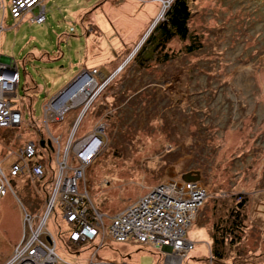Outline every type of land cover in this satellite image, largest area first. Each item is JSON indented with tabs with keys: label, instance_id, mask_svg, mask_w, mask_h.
I'll return each instance as SVG.
<instances>
[{
	"label": "rangeland",
	"instance_id": "rangeland-1",
	"mask_svg": "<svg viewBox=\"0 0 264 264\" xmlns=\"http://www.w3.org/2000/svg\"><path fill=\"white\" fill-rule=\"evenodd\" d=\"M11 1L2 0L0 23V73L10 84L0 83V90L19 118L0 130L4 168L28 143L53 152L55 139L62 148L85 136L96 140L80 207L94 205L107 217L152 187L198 170L205 196L186 227L192 248L165 263L264 264V0H188L187 28L199 48L188 52L189 38L172 37L162 53L173 56L163 62L153 60L156 53L145 60V41L173 0H43L45 19L36 7L15 17ZM87 77L94 83L76 89ZM61 103L65 110L56 107ZM15 181L0 200V264L17 245L22 261L39 229L63 264H163L160 258L170 257L150 244L112 241L104 229L70 253L61 241L70 238L69 225L56 202L58 216L54 207L47 211V196H35V180ZM238 195L247 201L243 232L232 244L228 237L222 258L213 260L212 224L228 216Z\"/></svg>",
	"mask_w": 264,
	"mask_h": 264
},
{
	"label": "built area",
	"instance_id": "built-area-1",
	"mask_svg": "<svg viewBox=\"0 0 264 264\" xmlns=\"http://www.w3.org/2000/svg\"><path fill=\"white\" fill-rule=\"evenodd\" d=\"M3 7V2L0 0V23L6 17ZM33 7L38 8V10L42 9L43 16L41 19H45L43 0H12L10 3V10L14 11L13 15L15 17L26 9L31 11ZM35 17L32 18V14H29V20L34 21ZM3 68H5V65ZM0 83L7 86V84H10V80L0 73ZM6 94V89H4V92L0 90V130L17 126L15 122L19 118V113L11 110L9 101L3 99ZM65 109L66 107L63 110ZM49 139L54 138L49 136ZM54 142L56 145L52 153L56 167L52 169V176L49 179L50 188L46 198V209L48 211L49 208L52 210L54 207L55 210L54 203L56 202V205L61 209L63 220L69 225L70 239L81 242L80 245L82 243L87 244L98 239L101 229H104V234L109 233L113 238L112 241L150 244L159 253H166L167 256H170H164L167 260L185 255L192 248L191 241L185 237L186 227L194 217L195 207L201 203L205 196L204 189L197 183L198 181L190 183L182 181L180 177H175L168 183L162 182L135 199L131 205L107 217V214L99 213L94 205L80 207L87 203L82 193L85 190L80 187L85 174L84 167L86 168L93 157V152L95 153L99 143L96 140H90L86 136L70 146H63V148L57 139ZM44 149L49 150L47 147H44ZM49 151L51 152V150ZM35 152L33 146L28 143L25 149L22 146L18 150L19 162L9 161L8 167L6 166L5 169V165L2 163L3 160H0V197L6 194L7 189L8 191L12 189L7 178L8 174L15 176L17 173L27 172L35 179L44 175V170L48 169L45 156L41 162L34 164L29 169L25 166L24 161L32 158ZM92 211L96 212V215ZM55 212V215L58 216L57 209ZM98 215L100 221L95 220V216ZM24 218L30 221L28 222L30 229L36 227L33 226L28 212H24ZM107 220L109 223H107ZM36 221H38V217H36ZM102 222L106 224L105 227L101 225ZM140 229L143 231L141 232ZM39 231L40 229L37 232ZM37 232L34 237L29 239L27 247L30 248L28 252L22 253L24 257V259H21L22 261L18 259V256L23 248H18L19 245H17L9 260L4 264H63L55 254L53 247L49 246L50 242H46L44 239L41 240L40 232L38 235ZM30 240L33 241L30 242ZM34 246L36 251H34ZM99 248L100 244L98 243L92 249ZM91 255L94 258L97 257L94 252ZM94 258L91 257V260H94ZM113 263L112 261L89 260L87 264Z\"/></svg>",
	"mask_w": 264,
	"mask_h": 264
},
{
	"label": "trees",
	"instance_id": "trees-1",
	"mask_svg": "<svg viewBox=\"0 0 264 264\" xmlns=\"http://www.w3.org/2000/svg\"><path fill=\"white\" fill-rule=\"evenodd\" d=\"M189 16H190V9L188 5V0H173L168 10L166 11V16L164 17V21H161L159 25H156L155 30L150 34V36L145 41L146 45L149 46V52H147L148 55L145 56V60L151 59L154 53H156V55L155 57H153V60L157 56L158 60L161 62L166 60L168 57L173 56V54H167L165 52L162 53L163 50L165 49L164 48L165 45L167 44V42H169V40H171L172 37H177L180 40L189 38L190 42L186 45L185 50H187L188 52L197 50L199 48V45H197L198 42L197 36H194L192 33H190V31H188L187 28V21L189 19ZM147 48H143L141 53ZM158 60L157 62H159ZM48 153L49 156L47 155ZM11 154L12 153L8 154L6 157H10ZM51 154L53 153L50 152L49 150L37 146L35 155L32 156V158L24 161L25 166H27L29 169L34 164L41 162V160H43L44 158V155L48 156V159L45 158V162L49 163V161H51L52 159ZM10 161L19 162L20 159L17 154H13L10 157ZM44 172H45L44 175L37 179L33 178L27 172L17 173V175L15 176L8 174L7 178L9 183H11V182H16L17 180L15 181V179L18 177H25V178L26 176L30 177L31 180H35V184L38 186L37 187L35 185L36 187L35 189L33 187L34 194L36 192L40 194L41 192V194H43L42 195L43 199H45L49 193V188H50L49 179H51L52 172L51 170H49V168L46 171L44 170ZM21 174H25L26 176ZM28 195L30 194L27 193V197ZM35 196L37 195L35 194ZM246 202L247 201L245 197L240 195L239 201L236 203L237 205L231 207L230 211L228 212V216L225 219H222L220 223L214 222L212 224L213 230H211V234H210L211 244L209 246V249H210V256L213 260L222 258L224 254L223 247L224 245H226L225 240L228 237H230L229 243L232 244L234 243L233 239L234 238L238 239L239 235L243 232V224H242L244 218L243 210ZM61 241L65 246H67V248L70 250V253L78 254L79 249H81L80 243L77 241H73L70 238L61 237ZM160 259L164 260L165 257ZM173 261L174 260L165 259L163 264H167L165 262H173Z\"/></svg>",
	"mask_w": 264,
	"mask_h": 264
},
{
	"label": "water",
	"instance_id": "water-1",
	"mask_svg": "<svg viewBox=\"0 0 264 264\" xmlns=\"http://www.w3.org/2000/svg\"><path fill=\"white\" fill-rule=\"evenodd\" d=\"M12 72L14 71V69L13 70H11ZM70 87V85L69 86H67L66 88H64V90L67 92L68 90V88ZM63 91V90H62ZM65 91H63V92H59L58 94H57V96L58 95H61V94H64V92ZM40 144L41 145H43V140H41L40 141ZM48 145H50V142H48ZM180 179L182 180V181H185V182H189V181H193V182H195V181H198L199 180V178H200V173H199V171L198 170H188V171H185V172H182L181 174H180ZM184 256V255H183ZM171 264V263H170ZM174 264V263H173ZM178 264V263H177Z\"/></svg>",
	"mask_w": 264,
	"mask_h": 264
},
{
	"label": "bare ground",
	"instance_id": "bare-ground-1",
	"mask_svg": "<svg viewBox=\"0 0 264 264\" xmlns=\"http://www.w3.org/2000/svg\"><path fill=\"white\" fill-rule=\"evenodd\" d=\"M149 1H157L156 3H160V2H162L163 0H149ZM160 6V5H159ZM88 78V77H87ZM84 79L82 82H81V84H79L77 87H76V89H78L82 84H83V86H84V88L86 89V87H89L91 84H93L94 83V81L92 80V79ZM66 100H68L67 98H66ZM62 103H64V102H62ZM59 104V105H57L56 107L57 108H61V109H64L65 107H62L63 106V104ZM65 104V103H64ZM62 105V106H61ZM45 158L46 159H48V156H45ZM210 241H211V237H210ZM210 246V245H209ZM209 263L210 264H212V262L211 261H209Z\"/></svg>",
	"mask_w": 264,
	"mask_h": 264
},
{
	"label": "crops",
	"instance_id": "crops-1",
	"mask_svg": "<svg viewBox=\"0 0 264 264\" xmlns=\"http://www.w3.org/2000/svg\"><path fill=\"white\" fill-rule=\"evenodd\" d=\"M5 195H6V194H5ZM5 195H4V196H5ZM4 196H2V197H4ZM2 197H0V200H1Z\"/></svg>",
	"mask_w": 264,
	"mask_h": 264
}]
</instances>
